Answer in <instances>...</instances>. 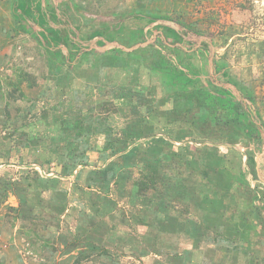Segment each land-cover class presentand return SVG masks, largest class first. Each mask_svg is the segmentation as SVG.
<instances>
[{
    "label": "rangeland",
    "instance_id": "rangeland-1",
    "mask_svg": "<svg viewBox=\"0 0 264 264\" xmlns=\"http://www.w3.org/2000/svg\"><path fill=\"white\" fill-rule=\"evenodd\" d=\"M0 264H264V0H0Z\"/></svg>",
    "mask_w": 264,
    "mask_h": 264
},
{
    "label": "crops",
    "instance_id": "crops-1",
    "mask_svg": "<svg viewBox=\"0 0 264 264\" xmlns=\"http://www.w3.org/2000/svg\"><path fill=\"white\" fill-rule=\"evenodd\" d=\"M125 73L127 74L128 72H125ZM96 103L97 102L95 100L94 104H96ZM80 112L83 115L82 116L83 117V120H82L83 122H81V124L84 125V128L85 129L86 128L89 129L91 127V123L94 122L93 118H90V116H88V114H87L88 113V110L85 109V108H83ZM68 114L69 113H66V112H63V111H59L58 113L52 114L50 117H47L46 119L41 120L40 123L46 124L45 126H48V128L52 127L53 129H55L56 130V134L59 135L61 139H63L65 137V135H67L66 129L72 128L74 130L75 129L77 130L76 122L73 121V120H71V119H68L67 118ZM108 118H109V120L112 119L110 116ZM101 119L105 123H106V121H108L105 118H100V119L99 118H96L95 121H99ZM31 127H37V126L36 125L34 126V123H33L31 125ZM37 133H39V132H37ZM34 134H36V133H34ZM33 138L35 139V136H33ZM43 138H45V137H43ZM34 142H35L34 144L40 143L38 145H40V146L43 145V143H42L43 140H41V138H36L34 140ZM98 147H100V146H98ZM48 149L52 150L51 147L48 148ZM100 157H102L101 153H100ZM42 159H43L42 160V164L43 165H44L45 162H47V163L49 162L47 159L46 160L44 158H42Z\"/></svg>",
    "mask_w": 264,
    "mask_h": 264
}]
</instances>
